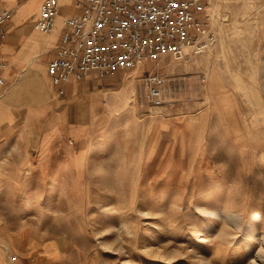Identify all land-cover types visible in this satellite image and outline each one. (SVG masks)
I'll return each mask as SVG.
<instances>
[{"label": "rangeland", "instance_id": "rangeland-1", "mask_svg": "<svg viewBox=\"0 0 264 264\" xmlns=\"http://www.w3.org/2000/svg\"><path fill=\"white\" fill-rule=\"evenodd\" d=\"M223 8L212 51L0 89V264H264V0Z\"/></svg>", "mask_w": 264, "mask_h": 264}, {"label": "built area", "instance_id": "built-area-1", "mask_svg": "<svg viewBox=\"0 0 264 264\" xmlns=\"http://www.w3.org/2000/svg\"><path fill=\"white\" fill-rule=\"evenodd\" d=\"M245 1L80 0L83 12L64 17L62 41L47 64L54 91L65 94L72 81L111 75L163 55L181 61L212 51L219 42L218 20L230 14L223 5ZM59 6L58 0H45L35 27L51 32ZM12 16V9L0 10V45ZM5 62L0 54V88ZM165 83L158 71L146 75V96L154 105L163 103Z\"/></svg>", "mask_w": 264, "mask_h": 264}, {"label": "crops", "instance_id": "crops-1", "mask_svg": "<svg viewBox=\"0 0 264 264\" xmlns=\"http://www.w3.org/2000/svg\"><path fill=\"white\" fill-rule=\"evenodd\" d=\"M44 1L0 0V10L9 8L13 11L11 20L6 24L7 35L0 45V54L4 56L6 61L5 67L1 71L5 83L0 89L6 86L7 83L13 86L19 82L23 84L40 82L43 89L39 95L45 94V84L54 91L47 73L48 61L54 57L56 47L62 41L64 17L81 14L83 8L80 0H58L60 6L55 26L51 32L44 33L35 27V21L39 17L40 8ZM69 85H66V90ZM9 89L10 87L7 88L5 94L0 95V125L14 119L17 109L24 108L29 101L26 99L25 103L19 105V107H14V105H11L10 95L12 94ZM23 93L29 97L35 92L28 89L21 94ZM43 103L45 101L41 99V108L46 107Z\"/></svg>", "mask_w": 264, "mask_h": 264}, {"label": "bare ground", "instance_id": "bare-ground-1", "mask_svg": "<svg viewBox=\"0 0 264 264\" xmlns=\"http://www.w3.org/2000/svg\"><path fill=\"white\" fill-rule=\"evenodd\" d=\"M43 83V82H42ZM29 87H31L34 92H36V94L39 95L40 91L43 89V85L39 83H35V82H29L27 83ZM25 89H28L26 86L24 87ZM18 90V89H17ZM16 91V90H15ZM16 93V92H15ZM11 96V95H10ZM8 99V98H7ZM234 217V215H233ZM250 227V226H249ZM250 231H255V229H253L252 227L251 228H246V233L250 232ZM256 232V231H255ZM253 237L254 238H257V233H254L253 234Z\"/></svg>", "mask_w": 264, "mask_h": 264}]
</instances>
